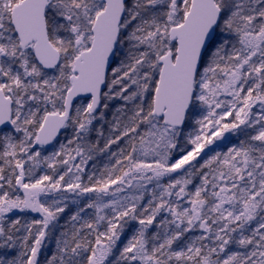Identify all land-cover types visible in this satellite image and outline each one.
<instances>
[{"label": "snow or ice", "instance_id": "6c2138e0", "mask_svg": "<svg viewBox=\"0 0 264 264\" xmlns=\"http://www.w3.org/2000/svg\"><path fill=\"white\" fill-rule=\"evenodd\" d=\"M0 264H264V0H0Z\"/></svg>", "mask_w": 264, "mask_h": 264}, {"label": "trees", "instance_id": "16d2710c", "mask_svg": "<svg viewBox=\"0 0 264 264\" xmlns=\"http://www.w3.org/2000/svg\"><path fill=\"white\" fill-rule=\"evenodd\" d=\"M65 219H66V217H65ZM61 223L63 224L64 223V220H61Z\"/></svg>", "mask_w": 264, "mask_h": 264}]
</instances>
